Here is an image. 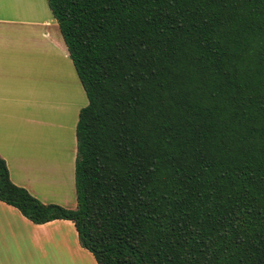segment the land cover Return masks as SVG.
Here are the masks:
<instances>
[{
	"label": "trees",
	"instance_id": "trees-1",
	"mask_svg": "<svg viewBox=\"0 0 264 264\" xmlns=\"http://www.w3.org/2000/svg\"><path fill=\"white\" fill-rule=\"evenodd\" d=\"M84 90L73 223L97 264H264V0H46Z\"/></svg>",
	"mask_w": 264,
	"mask_h": 264
},
{
	"label": "crops",
	"instance_id": "crops-1",
	"mask_svg": "<svg viewBox=\"0 0 264 264\" xmlns=\"http://www.w3.org/2000/svg\"><path fill=\"white\" fill-rule=\"evenodd\" d=\"M6 1L12 7L0 9L24 11V0ZM41 2L30 10L40 21L0 19L25 29V41H13L17 31L10 28L0 35V157L15 186L43 204L74 210L79 80L47 2ZM0 264L97 263L72 222L35 225L0 201Z\"/></svg>",
	"mask_w": 264,
	"mask_h": 264
},
{
	"label": "rangeland",
	"instance_id": "rangeland-1",
	"mask_svg": "<svg viewBox=\"0 0 264 264\" xmlns=\"http://www.w3.org/2000/svg\"><path fill=\"white\" fill-rule=\"evenodd\" d=\"M41 1H43V2H41ZM8 2L9 1H6V3H5V0H1L0 7H2L4 4L6 6L12 7V5H10ZM40 2H41V5L43 3V7H44L45 0H24L23 2H21V6L22 5L25 6L24 11L21 10L19 12L11 11L8 7H4L2 9H0V19H2V20L18 19L21 21H40L42 19L41 15L30 12V10H35L37 8V6H39ZM44 9H47V11H48L47 5H45ZM8 28L14 29L17 31V33L11 34L10 38H13L14 39L13 41H19V40L25 41V37L23 35V33H25V32L21 33V31L25 30V29H23L24 28L23 26H21L19 24L9 25V24H6L5 22H0V35L1 34H3L4 36L7 35L6 29H8ZM85 104H87V99H86L84 91L81 87V84L78 81V105L79 106L81 105L82 108H84L86 106ZM71 135H72V132L69 133V136H71Z\"/></svg>",
	"mask_w": 264,
	"mask_h": 264
}]
</instances>
